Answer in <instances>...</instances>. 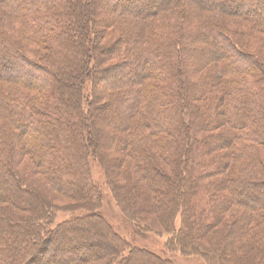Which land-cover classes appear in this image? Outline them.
<instances>
[{"label":"trees","instance_id":"1","mask_svg":"<svg viewBox=\"0 0 264 264\" xmlns=\"http://www.w3.org/2000/svg\"><path fill=\"white\" fill-rule=\"evenodd\" d=\"M235 1L158 0L152 5L149 0H113L116 11L123 6L131 15L135 8H140L135 19L139 30L126 36L122 33L124 45L128 47L126 56L133 57L134 65L113 76V81L108 78L100 87L96 84L97 78L91 80L88 96L92 99L88 112L83 114L84 82L77 79L75 83H63L57 77L70 75L75 67L92 72L87 54L76 48L84 40L85 26L75 24V13L78 15L79 3L85 4L86 0H0V12L11 21L8 31L0 24L5 35H0V244L6 239L14 244L0 248V264H29L37 248L41 250L33 264H87L96 257L106 256L111 259L108 264H133L142 261L137 255H143L145 260L149 254L131 249L113 232V226L101 215L102 196L90 176L88 161L93 154L86 149V133L92 132V127L85 131L87 117H97L93 113L104 110L97 105L98 101L118 85L134 88L121 94L119 107L105 117L111 128L123 132L113 133V148L119 146L121 152L135 153L146 160L139 164L138 179L147 177L150 191L160 186L158 180L161 186L167 184L166 176L148 165L153 155L167 166L174 149L186 155L190 148H199V152L187 156L188 167L194 171L192 180L185 170L180 177L186 182L187 190L183 196L185 220H194L191 214L196 213L195 240L221 224L224 212L233 206L243 208L233 225L241 239L253 231L255 224L264 229V53L262 57V51H253L250 46L244 50L238 41L226 35L233 32L241 37V32L231 29L224 34L226 29L219 23V19H228L234 25L237 21L249 25L252 38L257 35L253 39L264 42V0H248L246 6L236 5ZM88 3L95 5L98 0H88ZM93 13V24L99 21L105 26L111 24L110 17L103 21L98 13ZM17 35L24 37L25 43ZM93 35L98 37L99 33ZM26 43L37 48L31 50ZM92 46L101 51L95 38ZM38 55L40 58H33ZM188 56L194 60L193 70L197 73L211 64L221 72L216 93L211 85L187 78L184 59ZM94 71L100 77V70ZM178 75L181 76L178 78ZM66 88L69 90L61 93ZM147 88L151 91L144 94ZM179 89L183 93L181 103L174 101ZM191 91L196 101H204V112L195 104L188 110L184 108L185 96ZM154 104L158 109L155 117L148 114ZM182 111L186 115L182 116ZM136 116L141 118L133 130ZM187 125L207 132V137L189 135L188 141ZM224 126L229 127V136L214 133ZM176 127L182 129L181 134L171 141L166 139L162 146L163 141L157 140L159 133L170 136ZM95 137L102 136L97 132ZM139 138L150 141L156 150L140 148ZM216 150L219 151L213 153ZM25 159L32 165V171L27 169V174L22 173ZM234 161L238 162L237 166ZM106 172L107 184L116 200L114 194L119 184L115 175L112 178ZM223 172L233 179H219L218 175ZM36 176L59 198L80 197L88 210H93L90 222L93 231L91 236L81 238L77 245L79 251L72 250L69 239L64 240L67 234L77 231L75 220L53 225L54 207L37 200L34 189L25 185L31 181L30 177L35 180ZM212 176L217 179L201 184V179ZM224 187L226 196L218 192ZM80 194L84 195L83 199ZM148 199L136 206V212L158 209L156 204L150 206ZM5 204L27 212L30 219L19 225L21 219L17 222L3 215ZM253 208L260 214L255 215ZM169 227L173 228L172 222ZM187 233L184 227L178 235V242L186 250L188 247L183 242ZM260 238L264 251V234ZM231 245L234 244L222 245V261L242 257L241 251L232 249ZM166 248L171 247L167 244ZM156 263L167 264L158 259Z\"/></svg>","mask_w":264,"mask_h":264},{"label":"rangeland","instance_id":"2","mask_svg":"<svg viewBox=\"0 0 264 264\" xmlns=\"http://www.w3.org/2000/svg\"><path fill=\"white\" fill-rule=\"evenodd\" d=\"M149 1L152 5L158 2V0ZM247 2L248 0H237L236 5L243 3V6H246ZM113 4V0H98V3L95 5L89 4L88 0H86L85 4L84 2L79 3L78 15L77 13H75V24L77 26H85V37L84 40L82 38V42L79 48L75 45L74 46L77 49L81 50L82 54H87V60L92 63V72H85L83 69H78L75 67L70 75L61 74L57 77L58 80L63 81V83H75L77 79L81 82H84L85 105L83 104V114L88 112L87 107L88 105L90 106L89 102L92 99L88 96L92 85L91 80L94 81V79L97 78L96 84L100 87L101 84L107 83L106 81L108 78H111L112 80L110 81H113V76H117L120 71H126L127 68H130L132 67V65H134L133 57L126 56L128 47L127 45H124L125 41L123 37L128 34L135 33L137 32V30H139L138 26L135 25V19L136 14L139 13L140 8H135L134 12H132L130 15L127 14L129 13L126 10L127 8L121 6V8L116 11V9L113 7ZM112 7L114 13L111 11ZM93 9L95 10L94 13ZM95 12L98 13L100 20L103 19L104 21L105 19L110 17L112 20L111 24L105 26L102 21L100 22L99 20L97 24H93L92 13L95 15ZM111 14L113 15V17L111 16ZM1 23L3 25L2 28H7V31L11 30L10 19H6V16H3L0 12V24ZM219 23L226 29L224 34L231 32V29L240 31L241 37L234 35L233 32L226 35L231 37V40H233L234 42L238 41L239 44L242 45V48L244 50H249L250 46V49H254L253 51H262L260 53L263 57L264 52L262 47H264V42H257V39H253L257 35L252 38V31L250 30L251 27H249V25L241 24V22L239 21H237V23H235L236 25H234L233 21L231 22L228 19H219ZM2 28L0 30V35L5 36L4 30H2ZM94 32L99 33L98 37H94ZM122 33L125 35L123 36ZM16 37H19L21 41H23L24 39V37L22 39L20 35H17ZM12 38L13 40H16L14 39V36H12ZM94 38L98 43V47L101 48V51H96L93 48L92 41L94 40ZM23 42L25 43V41ZM27 45L31 50L37 48L35 45ZM256 45L259 46L258 48H260L261 50L255 48ZM123 46H125L126 48H122ZM122 49L125 50V54H122ZM25 52L28 56L31 54L27 50ZM135 53L138 52L135 51ZM33 58H40V56H34ZM184 60L185 67L187 68V72L185 74L187 78H190V80H195V82H203V84L211 85V88L213 87V92L216 93L219 89L217 80L220 79L219 76L221 74L217 67L214 64H211L197 73L193 70L194 60H192L190 56L186 57ZM73 65L74 64H72V66ZM95 68L100 70V77L97 75V73H95ZM180 76L181 75H178V78ZM98 79H100L101 81H98ZM118 83L120 82L118 81L116 84ZM11 87L19 89L15 86ZM131 87L133 86L131 85L124 87L123 85H118L116 87H113V90L105 92L102 98L97 103V105L103 107L104 110H102L101 112H94L93 114H97V117L96 115L94 117L88 115L86 122L87 127H85V131H88L90 126L92 127V132L88 131L86 133L88 144L86 149L92 150L93 154L91 155V157H89L88 164L90 166L91 180L94 182V186L102 196L100 209L101 215L108 221V223L113 226V232L117 236L121 237L131 249H138L140 251L144 250L149 252V254L145 255V260L143 259V255H140V257L139 255H137L136 257L140 258V260L142 261H136L133 264H157V259L164 261L167 264H264V251L261 249L262 238H260L261 235L264 234V229L259 227V224H255L251 228L253 231L242 239V236H239L237 232L235 233V229H233V227L235 226V222L238 221V215L240 211L243 210V208L237 206L231 207L228 211L224 212L221 224L211 227L208 232L203 235V237H201V239L195 240L193 238L195 230L197 231V222L195 220L196 213L192 212L191 214V216L194 217V220L192 218H189L187 221L185 220L186 209L183 196H186L187 190L185 187L186 182H183L180 177L183 175L182 171L185 170L189 175V178L192 180L194 171L193 167H188L187 156L194 155L195 153L199 152V148H190V150L187 151L186 155L184 151L180 149H174L173 153L170 155V162H167V166L164 165L161 159H159L158 157H154L153 155L151 160L148 161V165L157 173L160 172L162 175L164 174L167 179V184L165 186H161L162 183L160 182V180H158L157 183L160 186L151 191L150 189H148L147 177H145L144 179H138V170L140 166L139 164L142 160L145 162L146 160H144L141 155L138 156L135 153L126 154L121 152L119 146L113 148V133L120 135L123 132L117 130L115 131V129L111 128L110 123L105 121V117L108 114H111L115 110V108L119 107V98L121 97V94L128 92L127 90L131 89ZM135 87L137 90V86ZM68 90L69 89L66 88L65 90H62L63 92L61 91V93L64 94V91ZM149 91H151L150 88H147L144 91V94ZM181 92L182 89H179L176 97L174 98V101L181 103V96L183 94H181ZM48 93L49 92H45V94ZM31 94L33 95V93ZM143 101H146V99ZM105 103L107 104V106L103 105ZM191 104L198 105V107L200 108V112H204V101H200L199 99H197L196 101V96H193L192 91L191 94H187L185 96L184 108H187L188 110ZM151 108L152 109H150L148 114L153 117L157 116V106H155L154 104V106L152 105ZM180 114L184 116L186 115V112L184 113V111H182ZM140 118V116H136V118H134L132 123L134 124V128L132 126L133 130L137 129L135 128V126L137 127V121H139ZM79 128L82 130L80 126ZM139 129L141 130L143 129V127L141 126L139 127ZM186 131V138L188 139V141L190 140L189 135H193L195 138L207 137V132L196 130L190 125L186 126ZM97 132H99V134H101L102 136L100 139L95 137ZM181 132L182 129L176 127L175 131L170 136H162L164 135V133H159L161 134V136L158 135L157 140L163 141L162 146H164V142L166 141V139L167 141H171L172 137H178ZM214 133H221L225 137L229 136V127L224 126L219 131ZM137 142L138 146L144 150L149 148L150 151H153L156 150L155 148H157L155 146H152L153 144H151L147 139L141 140L139 138ZM217 151L219 150L213 151V153ZM213 153L211 152L212 155ZM184 155L185 159L183 158ZM25 160L26 165L23 167V174H27L28 170L30 172L32 167L31 163L29 161L27 162L28 159ZM113 160L116 161L113 162ZM183 162H186L185 165H183ZM233 163L236 166L238 164L237 161H234ZM106 166L108 167L106 168ZM106 170H108L109 174H112V178L113 175H115L117 183L119 184L115 192L116 194H114L116 200L113 199V190L110 189L107 184L106 177H108V175ZM218 176H220L219 179H233V177L231 176L226 177L224 172L220 173ZM152 177V179L157 180L154 175ZM215 178L216 176L207 177L205 179H201L200 182L201 184L210 183L213 182ZM30 179L31 181L26 182L27 184L25 185H28L27 187H30V189L32 190L34 189L35 198L37 200L40 199L42 202H45L48 205L54 207V217H51V222L53 221V225L75 220L74 222L78 226L77 231L67 234L68 237L65 236L64 240L69 239L68 244L72 246V250L79 251L77 245L81 238L87 237L86 235L91 236L90 233L91 231H93L91 230L90 226V222L92 221L93 217L92 215L94 214V212L92 213L93 210H88L80 197H75L70 200L59 198L58 195L53 194L46 187L42 178L37 177L35 180H32L33 178L30 177ZM225 190L226 189L224 187L218 192L220 195L226 196ZM80 196H82L83 199L84 195L80 194ZM147 198H149V205L151 206V204H156L159 210L148 209L146 212H136V206L142 205L141 201L143 199L146 200ZM191 202H193V200H191ZM2 208V213L4 216L13 220L16 219L15 221L17 222L21 219L22 222L19 221V225H23V221L25 219H30L27 212H23V210L13 209L9 204L2 205ZM253 210H255L253 211L255 215L260 214L259 211L257 212V209L253 208ZM124 216L130 218L134 222L128 221ZM170 222H172L173 224V228L171 229L169 227ZM190 225L191 229H189ZM184 227H187V231H189V233H187L185 236V241L183 242L184 246H187L189 248H187V250L183 249L181 247V243L178 242V235L180 231L184 229ZM226 242L234 244L231 245V248H234L236 251H241V253L243 254L242 257H238L233 260L228 259L226 261H222L224 253L221 247ZM238 243H240V245L236 246L235 244ZM10 244H12V246L14 245L12 241L10 242L6 239L3 244H0V248L5 247V245L10 246ZM86 244L88 243L86 242ZM165 244H169L171 248L168 250ZM50 248L52 247L50 246ZM37 249L39 251L36 250L34 252L29 264H33V262L36 260V256H38V253L41 250L39 248ZM93 249L99 250V248L95 247H93ZM58 257L60 258L62 256L59 255ZM69 257L70 255L67 256V258ZM115 258V255H113V260H115ZM92 261L87 264H108L110 263L111 259L107 258V256L104 258L96 257ZM75 263L76 262L70 264Z\"/></svg>","mask_w":264,"mask_h":264}]
</instances>
